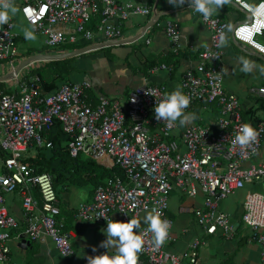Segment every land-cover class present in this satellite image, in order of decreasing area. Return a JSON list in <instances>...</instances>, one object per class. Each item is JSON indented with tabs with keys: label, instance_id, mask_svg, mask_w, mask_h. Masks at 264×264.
<instances>
[{
	"label": "built area",
	"instance_id": "2783aa9c",
	"mask_svg": "<svg viewBox=\"0 0 264 264\" xmlns=\"http://www.w3.org/2000/svg\"><path fill=\"white\" fill-rule=\"evenodd\" d=\"M18 1L20 16L43 37L47 47H84L100 43L96 42L98 39L122 40L123 22L131 15L150 12L146 5L124 0ZM230 2L245 14V19L229 31L224 19L216 15L205 19L198 14L209 35L208 42L196 54L194 65L187 67L179 78L178 85L191 97L186 112L195 111L198 115L184 127L177 125L169 130L165 122L155 118L156 100L168 92L161 83L138 85L124 98L96 95L94 100L87 96L91 90L87 80L63 81L53 91L38 95L33 83L37 78L33 77L18 82L12 93L0 92V264H17L9 258L8 243L19 242L21 235L30 242L49 239L62 256L72 252L68 242L71 234L63 229L51 175L35 172L21 160L30 148L51 147L45 133L53 120L60 123L68 136L66 148L70 157L81 155L107 168L116 166L122 173L96 185L90 199L77 205L78 220L106 224L113 213L121 221L138 220L140 214L146 216L158 208L171 222L172 229L167 208L170 189L175 187L180 195L195 198L198 187L200 204L180 205L178 212L191 216L202 234L230 239L238 223L230 222L229 216L218 208V202L247 185L239 223L249 231L247 240L259 245L260 264H264V161L241 165L250 161L261 147L264 118L252 126L258 133L253 146L240 148L235 137L246 122L241 118L236 96L223 88V47H217L223 34L226 40L230 36L264 58V27H260L264 22V0L253 4L247 0ZM11 28V20L0 28V62H5L10 70L14 68L11 59L17 52ZM163 34L176 51L178 25L165 21ZM160 67L170 70L162 64ZM248 93L264 97V86L252 87ZM204 114L216 116L208 121ZM8 195L18 196L20 202L23 228L14 234L11 231L19 223L5 204L4 196ZM140 228L144 246L138 264H200L201 239L191 240L182 252L174 254L165 247L174 241L171 229L166 243L156 247L148 225L140 223Z\"/></svg>",
	"mask_w": 264,
	"mask_h": 264
},
{
	"label": "crops",
	"instance_id": "0c3cea01",
	"mask_svg": "<svg viewBox=\"0 0 264 264\" xmlns=\"http://www.w3.org/2000/svg\"><path fill=\"white\" fill-rule=\"evenodd\" d=\"M124 1H130L134 4L146 5L150 9V12L146 15H131L133 17L132 19L130 18L131 16H129L123 22L122 26V29L127 28L131 33H133V36H129L131 39L137 36L141 32L142 28L152 20L150 26H148L143 32L144 37H142V40L143 46L145 47L144 50L142 52H139V49L133 51L126 50L122 52L116 50L115 52L120 55L116 57V61L112 59H101L98 56L99 59L97 60V63L93 66H89L86 71L83 67V61H80V58L89 52L80 54L79 56H75V59L72 62L75 70L69 74L68 81L75 82L87 80L91 84L93 97H95L96 95H104L113 98H124L129 90L141 84L161 83L166 86L168 92L173 91L179 84L181 73L187 67L194 65L196 54L208 42V30L201 23L200 18H198L197 14L192 11L193 9L191 7H175L170 5L168 2L167 4L160 3V0H153L152 7L145 2L141 3L137 0ZM256 1L257 0H251L249 1V3L253 4ZM15 3L16 7L19 9V1L15 0ZM214 15L221 19H224L228 23V31L235 23L245 19V14L237 9L230 2V0L229 3H227L223 7V9L219 11L218 14ZM168 20L175 22L178 25L179 29V39L177 43L178 47L176 51L180 52V55H178L176 64L172 68V70H167L160 67L161 64L169 67V62L167 61V59H169L170 56L168 54L173 52L172 46L170 45L169 41L164 36L162 31L164 22ZM157 27L160 28L158 31L156 29ZM14 35L16 38H18L17 34ZM141 36H138V38ZM125 39H127V37ZM144 39H148L149 42L145 44ZM134 41L135 40L126 44L134 45ZM257 54L258 53L252 51L251 49L234 42L230 38V36H228L227 44L222 48L221 59L222 67L225 70L223 71L224 77L222 79V84L224 83L226 87L224 89L227 90V92L233 93L236 98L238 96L241 99V106L239 105L241 112H245L249 109L255 110L254 113H250L248 115L249 117L246 116V123H253L254 125L260 119L264 118V105H261L255 101L258 99H264V97L251 95L248 93V91L252 87L264 86V75H261L258 69L254 70L252 73L245 74L240 71V68L242 57L254 61L256 65L264 66V59L259 58ZM85 61L86 60H84V62ZM32 64V66L34 67L35 65H38L39 62H35ZM4 65H6V63ZM29 68L31 67H28V69ZM28 69L25 68L20 70L16 78H14L15 81L21 75H24L28 71ZM15 81L10 80L8 82H1V86L3 89H17ZM207 114H204V116L207 117L208 121H212V119H214L216 116H208ZM262 142L264 143V140ZM262 145L263 144L261 143V147ZM70 187L74 186H68L63 191L68 190V188ZM91 194L92 188H89L85 199L82 201H78L77 205L81 202L89 200ZM7 197L11 200V204H13L14 206L15 197L18 198V196L8 195ZM200 201L201 197L200 199L198 198L197 203L200 204ZM18 203L19 212H14V210H12L13 206H7V208L21 225L22 230L23 225L19 198ZM77 205L74 208L61 207V210L63 212V216H61L62 220L66 224V230L71 234L70 238H73V242L71 241L70 245L72 246L71 251L73 249V252L76 256L67 255V258L66 256L60 255L49 239H45V241L43 242H29L24 247L18 245V241L10 240L8 245L10 249L9 258L11 259V261L15 262L14 258L15 256H17L20 259V263L22 264H87L88 256L97 255L107 251L106 249L99 247L100 242L106 239V233L104 230L107 228V223L104 224L78 220L75 217V209ZM179 206L180 205H178L176 208V214H173L168 210L173 223L174 221H176V219L189 217L183 213L178 212ZM111 220L120 221V218L116 213H113L111 215ZM140 223H144V221ZM186 228V226L182 225V227L180 228V233H184ZM238 234L239 233L236 232L235 235H233L231 238L236 237ZM171 235L173 236L174 241L168 243L167 246H165L166 249L169 248V246H172L174 242H176V239L179 236L178 230L173 232V230L171 229ZM199 237L202 240L201 244H204L205 239L210 238L214 240L215 238V236H207L205 234H202L201 231ZM21 239L25 241L28 240L23 235H21L20 240ZM194 239L197 238L195 237ZM244 240L247 241V237L244 238ZM187 243L188 242H185L182 248L174 250L175 252H170L174 254L182 252L185 249ZM199 246L200 245H198V261L200 264L224 263L201 262V260L199 259ZM93 247H96L95 253L92 251ZM73 252H71V254H73ZM108 252L110 255L114 254L115 249H109Z\"/></svg>",
	"mask_w": 264,
	"mask_h": 264
},
{
	"label": "rangeland",
	"instance_id": "374dc122",
	"mask_svg": "<svg viewBox=\"0 0 264 264\" xmlns=\"http://www.w3.org/2000/svg\"><path fill=\"white\" fill-rule=\"evenodd\" d=\"M137 1L141 3L145 2L151 7L153 6V0H137ZM167 2L168 0H160V3L167 4ZM192 11L194 12V10ZM196 14L199 18L198 13ZM134 16H137V15H134ZM130 18L132 19L133 17L131 16ZM25 28H31V26L24 22L23 18L20 16L18 12L12 18V28H11V32L13 34L18 35V38H16V48H17L16 56L11 59V62L14 67L17 65L18 62L23 60V58H26L33 53H42V54L61 53V52H58L61 50L57 47L45 46L43 44V37L40 34L35 33L36 35L35 40H32V41L26 40L23 35V30ZM156 29L158 31L160 28L157 27ZM132 34L133 33H131L129 29L123 28L122 33H121V39H125L126 37L127 39H130L129 36H133ZM142 37H144L143 34L141 37H139L137 40L133 42L135 43L134 45L126 44V45H121V46L118 45V46L101 47L97 50L86 53L85 55H83V57L80 58V61H83V67L86 71L89 66H93L94 64L97 63V60L99 59L98 56L101 59H112L116 61V57L120 56L118 55L117 52H115L116 50L122 52L126 50L133 51V50L139 49V52H142L145 48L143 46ZM102 41H105V40L98 39L96 42H102ZM257 41L262 42V40L260 39H257ZM84 60L86 61L84 62ZM32 65L33 64H31L28 67H33ZM9 70L10 69L8 65H4V62H0V76L3 75L4 72L9 71ZM223 77L224 75L222 74V79ZM10 80L15 81V79H9V80H4V81L8 82ZM223 88H226L224 83H223ZM237 101L240 105L241 99L238 96H237ZM262 144L263 145L259 149L257 154L250 161H246L242 163L241 164L242 166H248L251 162L254 164H257L260 161H264V143L262 142ZM32 154H34V149L30 148L29 150L25 152L24 156H31ZM57 188H60V187L57 185ZM196 188H197V196L195 198H188V197H185L184 195L183 196L180 195L179 190L175 187H172L167 196L168 210L171 213L176 214V208L178 205H181V204L187 205V206L191 205L195 207L198 204L197 203L198 198L200 199L199 189L198 187ZM248 188L249 186L245 185L243 188L235 190L232 194L227 195L225 198L221 199L218 202V208L229 216L231 223L240 222L241 203L243 201L244 194L248 190ZM88 189H89V185L82 186V187H75V186L70 187L66 191L60 190L58 192L59 208L60 209L61 207L63 208L73 207L74 208L77 205L78 201H82L85 199V197L87 196ZM4 197H5L6 206L12 207L13 204H11V200L7 196H4ZM12 210H14V212H19L18 211L19 203H18L17 197H15L14 206ZM144 218H145V214H140L138 216V220L140 222H143ZM182 225L187 227L184 233H180V228L182 227ZM172 230L173 232L178 230L179 236L176 239V242H174L172 246H169V248H167V251L175 252L174 250H178L182 248L185 242H189L195 237L197 239H201L199 237L200 230L196 226L194 219L191 216L184 217L183 219H176V221H174L173 223ZM238 233L239 234L236 237H233L231 239H225L219 236H215L214 240L210 238L205 239L204 244H200L199 246V259L201 260V262L203 263H221V262L223 263L224 262L223 264H231V263L233 264H260L259 245L255 242L244 240V238L248 237V234H249L248 229L242 227L238 231ZM71 241L73 242V238L68 239V242L70 245H71ZM165 246H167V244H165ZM72 252H73V249H72ZM69 256H76V255L73 252V254ZM14 260L17 264H22L20 263V259L17 256H15Z\"/></svg>",
	"mask_w": 264,
	"mask_h": 264
},
{
	"label": "clouds",
	"instance_id": "9594fccd",
	"mask_svg": "<svg viewBox=\"0 0 264 264\" xmlns=\"http://www.w3.org/2000/svg\"><path fill=\"white\" fill-rule=\"evenodd\" d=\"M168 3L175 7H184L187 4L195 13L207 19L214 14H218L229 3V0H168ZM18 12L19 9L16 7L15 0H0V28H3L5 24H9ZM260 27H264V22L260 24ZM23 35L29 41L36 39L34 28H25ZM226 44V37L222 34L217 47H223ZM256 69L259 70L261 75H264V66L256 65L254 61L249 59L241 58L240 71L242 73L249 74ZM221 71L225 70L221 69ZM190 103L191 97L182 91L180 85H177L173 91L163 93L159 101L156 100L155 118L158 121L165 122L169 130L177 125L184 127L198 118L195 113L186 112ZM257 137L258 133L251 124L245 123L241 125L235 137V142L240 148L249 149L256 142ZM144 223L148 225L147 231L152 234L154 245L156 247L163 246L168 239L171 222L163 217L162 211L158 208L154 209L145 216ZM104 231L106 239L100 242L99 247L107 251L88 256L87 264H138L139 254L144 246L143 230L140 228L139 220L134 218H129L127 221L109 220ZM109 249H115L114 254L110 255ZM92 251L95 253L96 247H93ZM65 255H68V253Z\"/></svg>",
	"mask_w": 264,
	"mask_h": 264
},
{
	"label": "trees",
	"instance_id": "16d2710c",
	"mask_svg": "<svg viewBox=\"0 0 264 264\" xmlns=\"http://www.w3.org/2000/svg\"><path fill=\"white\" fill-rule=\"evenodd\" d=\"M81 47H83V44H64L57 46V48L61 50L58 52L70 51ZM179 53L178 51H173L168 54L170 57L167 61L169 62L168 65L170 70L175 66L177 57L180 55ZM74 59L75 57H69L60 60L39 62L38 65L29 68L23 76L16 80V86L18 82H27L28 79L36 77L37 80L33 81V83L37 85L38 95L47 94L53 91L58 83L69 80V74L75 70V67L72 65ZM15 90V88L3 89L0 82V92L12 93ZM87 96L91 100L95 99L91 90L87 91ZM255 102L264 105V99H258ZM254 111L255 110L249 109L245 112H241L243 121L246 122V116L249 117L248 115L254 113ZM194 113L197 115V112L194 111ZM250 124L251 126L254 125L253 123ZM44 133L43 131L42 134ZM45 137L51 143L50 148L33 147L34 154L31 156H24L21 160L27 162L35 172H47L51 175L52 185L57 199L58 192L64 190L68 186L79 187L89 185V188L93 189L96 185L101 184L106 178L112 175H122L121 171L116 166L107 168L81 155L70 157L66 148L68 136L62 131L61 125L57 120L52 121L50 128L45 133ZM57 185L60 188H57ZM34 196L38 198L36 194ZM62 213V210L59 208V216H63ZM63 229H67L65 223ZM240 229L241 226L240 223H238L235 230L238 232ZM19 230L21 231L20 224H18V227L12 230L11 233L20 232Z\"/></svg>",
	"mask_w": 264,
	"mask_h": 264
},
{
	"label": "water",
	"instance_id": "95a60500",
	"mask_svg": "<svg viewBox=\"0 0 264 264\" xmlns=\"http://www.w3.org/2000/svg\"><path fill=\"white\" fill-rule=\"evenodd\" d=\"M152 20L145 25L141 32L135 36L134 38L131 39H122V40H116V41H104L95 45H89V46H84L78 49H73L67 52H62V53H52V54H42V53H33L30 56L23 58V60H21L20 62L17 63V65L9 71L4 72L3 75L0 76V82L4 81V80H9V79H14L15 75L17 72H19L20 70H22V68L35 63V62H45V61H52V60H60V59H64V58H69V57H75L78 56L80 54L86 53V52H90V51H94L97 50L101 47H105V46H115V45H122V44H126V43H130L133 40H136L138 38V36H141L144 32V30L150 26ZM257 56L261 59H264L261 55ZM30 241L29 240H23L21 239L18 243V245L24 247L25 245H27Z\"/></svg>",
	"mask_w": 264,
	"mask_h": 264
}]
</instances>
